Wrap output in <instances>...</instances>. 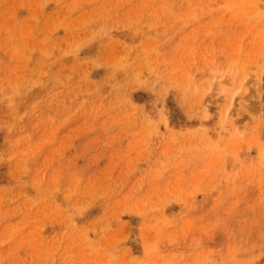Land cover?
Returning a JSON list of instances; mask_svg holds the SVG:
<instances>
[{"label": "rangeland", "instance_id": "1", "mask_svg": "<svg viewBox=\"0 0 264 264\" xmlns=\"http://www.w3.org/2000/svg\"><path fill=\"white\" fill-rule=\"evenodd\" d=\"M0 264H264V0H0Z\"/></svg>", "mask_w": 264, "mask_h": 264}]
</instances>
